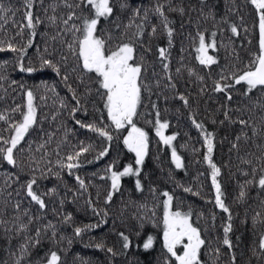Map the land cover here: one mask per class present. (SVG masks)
I'll list each match as a JSON object with an SVG mask.
<instances>
[{"label":"snow or ice","instance_id":"obj_1","mask_svg":"<svg viewBox=\"0 0 264 264\" xmlns=\"http://www.w3.org/2000/svg\"><path fill=\"white\" fill-rule=\"evenodd\" d=\"M202 5L206 0H200ZM253 7L257 21L254 25L258 29V52L253 53L251 59L243 68L235 64L227 67H220V60L217 55L210 54V50L216 52L218 43L217 32L211 33V39H206V32L197 27L196 35L189 34V40L195 48V60L199 65L211 69L213 66L220 67L218 78L213 81L212 91L224 93L229 104L233 100V92L236 86H243L244 91L241 97L247 100L243 107L235 109L241 116L232 120L230 111L225 108V120L231 123H238L241 126L240 134L236 135L231 144L229 152L235 150L237 159L244 167H238L240 176L244 177L242 182L238 181L240 188L238 200L247 198V188L256 187L264 191V0H248ZM21 6L14 8L8 6L5 0H0V53L10 52L14 54L13 60L0 61V91L7 93L5 84H9L7 67L13 63L20 72L33 73L38 71L34 63H38L39 69H51L71 94L72 106L69 107L67 98H60L55 91V84L43 87L54 94L53 97L43 95L39 97L42 105L36 103L37 95L32 88L26 87L23 83L11 80L9 87L16 85L21 89L24 96L23 104H15L13 107L0 110V164L6 163L13 171L6 172L2 177L0 185V196H4V215L13 195L22 199L11 203L15 215L10 220L0 218V227L7 232H15L22 237L18 246V253H12L15 257L13 264H24L26 258L31 256V249L37 248L42 243V236H46L54 245H59L64 239L59 234L57 225L51 220L40 224L45 219L43 213L48 209L47 197L58 195L57 187L46 191H39L40 182L50 177L62 181L65 174L73 176L79 189L72 192L74 198L85 196L88 192V182L74 170L82 167V158L94 150L91 143L78 141L70 146V150L62 149L68 144V136L75 134V129L67 128L63 123L57 125L53 130L46 131L43 123L51 119L56 122L63 112L67 111L68 116L82 129L95 133L98 137L109 142L94 157L100 160L107 156L113 141V131L123 135L122 142L130 153L135 154V165L128 164L117 168V162L113 161L106 167L107 177L110 185L106 192L104 202L110 205L114 196L121 190V181L124 177H140L141 168L148 154L149 136L144 128L137 124V117L142 113V107H149L154 115L153 124L155 134L163 145L171 147V159L177 169L182 168V158L177 154L173 141L178 134L165 135V130L170 127L169 121L161 120L158 104L152 101L155 95L157 100L163 95V91L154 93L153 88L175 91L177 88L176 78L187 71L189 77L203 84L204 77L199 75L194 68L184 64V57L181 55L179 67L173 75L171 68V49L174 47V36L176 29L175 21L170 19L169 13L185 14L183 6H174L173 0H152L150 6L143 4L132 6L128 0H20ZM119 10V14H117ZM195 11V8L191 9ZM200 15H204L203 7ZM19 17V19H17ZM153 19L157 23H152ZM214 19V16H213ZM243 17H240L243 25ZM191 23V21H189ZM229 23L230 32L233 36H239V27L235 23ZM10 27L12 35H9ZM43 27L45 31L39 32ZM183 28V24H181ZM244 32L248 28L244 27ZM166 37L167 46H157V59L163 76H159L154 70L151 72L153 79H149V65L141 52L150 53L152 48L150 42L158 35ZM43 36V46L38 45L36 37ZM251 42V41H249ZM58 45V47H57ZM227 48V46H224ZM36 49L35 61L29 57V49ZM185 51L181 45V53ZM233 59L238 60L239 56L233 50ZM27 62V65H26ZM155 66H153L154 68ZM210 74V73H209ZM75 83L76 87H73ZM82 89V90H81ZM206 87L200 88V93H206ZM145 94L149 104H144ZM177 98L184 106H189V97L178 93ZM4 99L0 96V100ZM52 99L55 111L40 116L41 106L47 107L48 100ZM167 99V97H165ZM58 101V103H57ZM89 104L97 114V118L90 122H83L76 119L78 113L89 114ZM247 118H244V114ZM259 113V115H257ZM192 122L203 136V143L206 145L204 160L207 162L211 172V184L215 190V205L223 212L228 213V223L223 227V245L229 250L233 248L229 233L232 231L231 212L223 199L222 186L219 181L221 167L212 158L215 148V133L207 131L202 122H198L195 116ZM216 123L215 120L212 121ZM224 123V120L219 122ZM33 131L38 132V140H29L28 137ZM63 132V137L57 141V134ZM249 132L251 135H249ZM241 141L244 142V155L240 156ZM55 143V147H51ZM252 149H255L253 151ZM91 163L93 161H87ZM21 176L26 179H21ZM19 185V188L14 185ZM135 189L143 192L144 188L139 178L135 180ZM82 190V191H81ZM69 191H71L69 189ZM185 192H191V188H185ZM156 195V189H151ZM198 194V193H197ZM165 199L163 205V248L166 252L164 264H204L202 260V249L206 246V240L202 238L201 229L195 226L192 221V212H183L179 209L173 210V195L164 191ZM27 199L34 204L41 215H33L30 208H23V200ZM96 199H99L97 193ZM71 202H75L73 199ZM65 201H59L60 208H63ZM85 203L95 215L107 216V210L99 211L91 194H88ZM147 205H140L141 209ZM261 209H264V200L260 201ZM54 215H61L63 223L72 222L71 213L57 212L53 209ZM153 216L155 212L153 211ZM142 221L147 217L137 216ZM214 219V217H213ZM254 227L260 225L257 231L258 239L252 249L257 259L264 258V211H258L252 217ZM102 223H107L106 220ZM11 225L9 227L8 225ZM40 225V226H37ZM31 226V227H30ZM99 224H88L83 227H74V234L80 236L82 232L99 227ZM139 236V233L136 234ZM122 240V248L128 249L132 241L129 235L119 232ZM71 243V241H69ZM154 237L148 235L143 242L145 250L153 247ZM97 248H104L103 244H97ZM106 251L116 255L113 248ZM220 249H215V255L219 258ZM7 264V261L4 262ZM39 264H63L61 254L55 248L44 252ZM230 264H237V257L230 251Z\"/></svg>","mask_w":264,"mask_h":264},{"label":"trees","instance_id":"obj_2","mask_svg":"<svg viewBox=\"0 0 264 264\" xmlns=\"http://www.w3.org/2000/svg\"><path fill=\"white\" fill-rule=\"evenodd\" d=\"M45 2L47 3V0ZM128 2L132 6L143 4L147 7L151 5L152 0H128ZM173 2L174 6H183L186 10L183 16L179 13H169L170 19L175 21L174 27L176 29L174 47L171 49L173 75H175L176 67L180 66V57L183 55L184 64L194 68L199 75L204 77V81L201 84L195 77H189L187 71H184L182 76L176 78L177 88L175 91L153 88L154 93L163 91V95L158 100L155 95L151 99L158 104L161 120L169 121L170 127L167 131L170 134H178L176 140L173 141V146L176 147L177 154L182 158L184 166L177 169L171 159V147L163 145L159 138L152 135L155 129L149 121L154 120V115L151 114L152 110L149 107H142L140 109L142 114L137 117V124L149 133V147L143 165L139 166L141 175L140 177L122 178L120 192L114 196L110 205H106L104 198L110 180L101 179L102 176L107 177L108 175L105 171L106 167L113 161L117 162V168L120 170L128 164H132L134 168L137 167L135 154L130 153L123 145L122 138L125 132L113 131L114 139L110 142L109 154L100 160H94L95 155L109 142L98 137L95 133L80 128L68 116L67 111L63 112L56 122H52L51 119L45 121L43 127L46 131L55 129L60 123H63L67 128L75 129V134L68 136V144L62 149V154L64 151L70 150V146L78 141L91 143L94 146V150L82 158V167L74 170L76 175L88 182V192L85 196L74 198L72 192H76L79 185L73 176L67 174L64 175L62 181L50 177L40 182L39 191L57 187L59 193L46 198L49 206L43 213L45 219L40 224L51 220L57 225L58 232L64 239L59 245H54L46 236H42L41 245L30 250L31 256L25 259L24 264H39L44 252L50 248H55L60 252L63 264H164L167 255L163 248L162 201L165 197L162 193L164 191L169 192L174 197L173 210L192 212V221L195 226L201 229L202 238L206 240V246L202 249L204 264H230V251L237 257V264H264V258L257 259L252 252L258 239L257 231L261 227L260 225L254 227L252 217L256 212L264 211L260 207V201L264 200V191L256 187L247 188V198L243 201L238 200L240 191L238 181L242 182L244 177L239 175L237 168L244 166L237 159V152L235 150L229 152V149L236 135L240 134L241 126L238 123L225 120L223 114L225 108H230L232 109L230 111L232 120L241 116V113L235 109L248 103L240 95L244 91V87L236 86L237 90L233 92V100L230 104L226 101L224 93L212 91L213 81L218 78L217 74L220 67L235 64L237 67L243 68L251 59L252 54L258 52V29L254 27L257 21L256 13L248 0H206L205 5H202L200 0H173ZM5 3L14 8L21 6L20 0H5ZM202 7L204 15L208 17L207 19L200 15ZM193 8L195 11L191 10ZM117 14H119V10ZM240 17L244 18L243 25H241ZM225 19L238 25L239 36H233L230 32L229 23H225ZM152 23H157V21L153 19ZM181 24H183V28H181ZM245 26L248 28V32H244ZM197 27L206 32V39L208 40L212 38L211 33L213 31L217 32L218 50L216 52L210 50V54L217 55L220 60V67L213 66L208 69L199 65L198 61L195 60V48L188 37L189 34L196 35ZM44 31L43 27L39 29L40 33ZM12 34L10 27L9 35ZM44 39L43 36L38 35L35 42L42 47ZM158 45L167 46L166 37L162 34L150 42L152 48L150 53L141 52L149 65L148 76L150 80L153 79L151 76L153 70L159 76H163L157 59L156 47ZM181 45L185 49L183 53H181ZM233 50L238 54V60L233 59ZM35 53V48L29 49V57L33 61H35ZM13 57L14 54L10 52L0 53V61L8 60L11 62ZM34 66L38 71L26 73L20 72L13 63H9L7 67L9 84L11 80H16L18 84L23 83L26 87L32 88L37 95L36 103L38 105H42L39 100L40 96H54L52 92L43 87V84L47 83L49 86L55 84V91L59 93V97L67 98L69 107H71V94L61 82L60 77L51 69H39L38 63H34ZM153 66L155 67L153 68ZM9 84L4 86L7 88V93L0 91V96L4 97L0 100V110L13 107L14 103H24L21 89L16 85L9 87ZM73 87H76L75 83H73ZM201 87H206V93H200ZM178 93H183L189 97V106H184L183 102L177 98ZM47 103V107L41 106L40 108L39 115L41 117L55 111L52 99H49ZM144 104H149L147 94H145ZM193 116L198 122L205 125L207 131L215 133V148L212 158L221 167L222 174L218 179L222 186L224 202L231 212L232 231L229 233V239L233 244L231 250L222 243L224 238L223 227L228 223V213L223 212L215 205V190L210 178L211 170L204 160L206 145L203 143L200 130L195 128L192 122ZM75 118L87 123L96 119L97 114L92 105L89 104V114L85 116L81 112ZM244 118H247L246 113ZM213 120L216 121L215 124L212 123ZM221 120H224L223 124L219 123ZM0 126H3L2 122H0ZM249 135H251L250 132ZM62 137L63 132L58 133L57 141ZM28 139L38 140V132L33 131ZM51 147H55V143ZM244 150L245 145L241 141L240 156L244 155ZM252 150L255 151V149ZM87 161L93 162L88 163ZM10 171H13L11 166L6 163L0 164V185L3 183L2 177ZM137 178L142 182L143 192L135 189ZM21 179H26V177L21 176ZM14 187L19 188V185H14ZM152 188L156 189L155 196L151 192ZM185 188H191V192H185ZM97 193H99V199H96ZM88 194H91L93 203L99 211L107 210V216L93 214L85 203ZM4 199V196H0V218L10 220L15 215L10 205L21 200L22 195L21 197L13 195L6 215L3 214ZM61 199L65 201L62 209L59 204ZM73 199L75 202H71ZM140 205H147V207L141 209ZM22 206L23 208H30L33 215H41L37 207L30 204L27 199L23 200ZM54 208L58 213H71L72 222L63 223L61 215L53 214ZM153 211L155 212L154 216ZM137 216L147 217L143 220V227H141L142 221ZM104 220L107 223H102ZM88 224H99L100 226L84 231L80 236L74 234V227H83ZM8 226L11 227L10 224ZM119 232L129 235L132 244L128 249L122 248V240L118 236ZM137 233L139 236L136 235ZM148 235L154 237V243L151 249L145 250L143 242ZM21 242L22 237L17 236L15 232L6 233L0 227V264H4L5 261L7 264H13L15 257L12 253L19 254L18 246ZM97 244H103L104 248H97ZM109 247L114 249L116 255L106 251ZM217 248L220 249L219 258L215 255Z\"/></svg>","mask_w":264,"mask_h":264},{"label":"rangeland","instance_id":"obj_3","mask_svg":"<svg viewBox=\"0 0 264 264\" xmlns=\"http://www.w3.org/2000/svg\"><path fill=\"white\" fill-rule=\"evenodd\" d=\"M146 131V130H145ZM147 132V131H146ZM124 135H126V132L124 133ZM152 135H154L155 137H157L156 136V134H155V132L152 134ZM165 135H172V134H170L168 131H167V129L165 130ZM148 136H149V133H148ZM157 138H159V137H157Z\"/></svg>","mask_w":264,"mask_h":264}]
</instances>
